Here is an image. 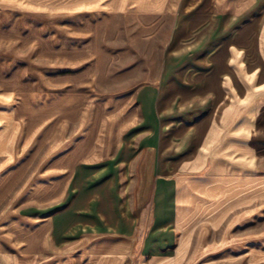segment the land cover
<instances>
[{
	"label": "crops",
	"instance_id": "obj_1",
	"mask_svg": "<svg viewBox=\"0 0 264 264\" xmlns=\"http://www.w3.org/2000/svg\"><path fill=\"white\" fill-rule=\"evenodd\" d=\"M101 16L167 24L107 91ZM9 38L33 87L0 97V264H264V0H0Z\"/></svg>",
	"mask_w": 264,
	"mask_h": 264
},
{
	"label": "rangeland",
	"instance_id": "obj_2",
	"mask_svg": "<svg viewBox=\"0 0 264 264\" xmlns=\"http://www.w3.org/2000/svg\"><path fill=\"white\" fill-rule=\"evenodd\" d=\"M166 27L167 24L165 22L151 18L101 16L97 22V47L99 62L101 64L99 88L107 91L125 86L144 77L145 71L139 67L146 68L147 61L145 58L155 57V54H149L146 50L140 53L138 48L142 45L144 48L153 46L160 39L162 40L163 37L160 38L156 36L157 33H153L152 38L140 37L139 35L134 38L133 34H130V30L159 31L164 30ZM2 31L6 35V27ZM15 39L9 38L6 42H0V78L3 80L10 79L15 68L20 67L22 68L25 83H21L19 87H15L12 92V86L4 81L2 84L4 87L0 85V97H9L11 104L16 106L25 99L23 92H26L29 87L32 89L33 76L30 75L27 64L29 60L28 50L25 46H20ZM125 45H128V47L133 45L136 50L134 48L133 50H130V48L124 49ZM14 47L17 50L21 49L20 53L14 52ZM108 61L111 62V66L108 65ZM113 63L119 66V73L113 74V71H111L114 69ZM257 136L259 163L261 170L264 171V102L261 103L259 109Z\"/></svg>",
	"mask_w": 264,
	"mask_h": 264
}]
</instances>
